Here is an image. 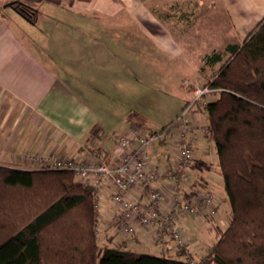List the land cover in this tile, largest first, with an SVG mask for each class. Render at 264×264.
Wrapping results in <instances>:
<instances>
[{"label": "crops", "instance_id": "crops-1", "mask_svg": "<svg viewBox=\"0 0 264 264\" xmlns=\"http://www.w3.org/2000/svg\"><path fill=\"white\" fill-rule=\"evenodd\" d=\"M13 2L35 9L36 22L25 19ZM263 18L264 0H0V165L36 170L31 157L50 155L88 164L98 152L112 164L116 136L132 127L152 131L126 117L108 120L112 113L94 103V95L109 83L118 91L122 84L139 86L140 75L158 74L156 59L163 61L164 69H174V75L212 76L230 58L228 48L240 46ZM123 58L132 60L130 72L117 66ZM110 59L116 60L114 67L108 66ZM189 85L191 95L203 86ZM203 114L196 108L190 114L192 123L206 126ZM175 132L150 150L151 165L162 171L152 185L166 197L160 212L170 204L174 182L165 174L172 171L181 200L209 194L215 217L177 219L188 242L184 252L166 233L162 245L140 227L131 239L109 224L112 192L105 188L107 208L97 238L101 250L143 249L177 258L182 253L195 260L208 255L220 224L230 215L215 148L200 140L192 161L176 173ZM134 198L146 202L145 194L136 192Z\"/></svg>", "mask_w": 264, "mask_h": 264}, {"label": "trees", "instance_id": "trees-1", "mask_svg": "<svg viewBox=\"0 0 264 264\" xmlns=\"http://www.w3.org/2000/svg\"><path fill=\"white\" fill-rule=\"evenodd\" d=\"M11 5L36 22L30 5ZM228 52L230 58L208 79L219 92L204 114L230 215L204 264H264V18ZM95 227L90 188L72 172L0 165V264H190L101 250Z\"/></svg>", "mask_w": 264, "mask_h": 264}, {"label": "built area", "instance_id": "built-area-1", "mask_svg": "<svg viewBox=\"0 0 264 264\" xmlns=\"http://www.w3.org/2000/svg\"><path fill=\"white\" fill-rule=\"evenodd\" d=\"M218 89L210 87V83L192 90V103L184 107L168 129L160 132L143 133L132 127L126 133L114 138L115 150L113 163H108L105 153L94 155L92 163H82L71 158L60 159L55 156H32V167L39 171L72 172L76 181L83 187L90 188L91 198L96 215L95 234L98 238L101 231V214L107 208L104 203V189L110 188L109 224L123 235L133 239L136 227L151 231L152 242L164 243V234H168L178 251H186L188 242L175 224L182 216L209 217L216 215L214 199L203 194L191 201H182L178 193L177 179L172 171L165 176L173 177L170 204L166 212L160 208L166 200L162 191L152 185L161 179V175L150 163V150L167 135L175 131V152L178 160L176 173H180L193 159L194 149L201 140L205 145H212L207 132V125H195L190 114L196 106L206 112V106L218 93ZM209 98V99H208ZM145 194L146 202L134 198V194ZM207 257V256H206ZM206 257L195 260L188 255L181 259L190 264H204Z\"/></svg>", "mask_w": 264, "mask_h": 264}, {"label": "rangeland", "instance_id": "rangeland-1", "mask_svg": "<svg viewBox=\"0 0 264 264\" xmlns=\"http://www.w3.org/2000/svg\"><path fill=\"white\" fill-rule=\"evenodd\" d=\"M117 61L118 67L127 68L130 72L132 69L131 59L123 58ZM154 61L157 66L156 71L158 74L149 76L140 75L139 86L129 87L122 84V87H120L121 91H118L116 87L114 89L110 87L111 83H109L105 86L103 92H99L97 96L94 95L95 98L92 99L94 103L104 108L107 107L112 113L111 116L113 118L109 117L108 120L113 121L126 117L129 121L139 124L144 131L160 132L163 129H168L184 107L192 103L193 97L190 94L192 87L189 84L194 83L203 85L208 83L210 76H199L198 74L174 75L170 71L174 69H164L162 60L156 59ZM107 63L109 64L108 66L114 67L116 65V60L110 59ZM62 77L67 82L65 76ZM184 83L187 84L185 85ZM209 98L211 100L214 99V97ZM196 108L195 106L192 112ZM203 117V119H206L204 114ZM170 147L172 148L173 146L171 145ZM164 152H167V150L164 149ZM159 173H162V171L159 170ZM227 226L228 218L220 224L221 231H224ZM218 237L219 234L216 238ZM216 238L211 239V242L215 241ZM99 246L100 248L103 247L101 243ZM150 251L151 250H138L140 253H149ZM153 253H155V251Z\"/></svg>", "mask_w": 264, "mask_h": 264}]
</instances>
